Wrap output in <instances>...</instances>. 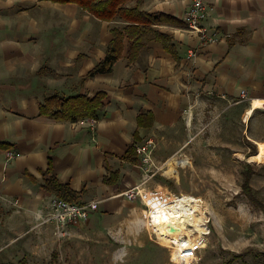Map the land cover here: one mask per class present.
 <instances>
[{"label":"crops","instance_id":"crops-1","mask_svg":"<svg viewBox=\"0 0 264 264\" xmlns=\"http://www.w3.org/2000/svg\"><path fill=\"white\" fill-rule=\"evenodd\" d=\"M190 3L127 4L180 22L155 26L171 38L177 60L148 38L137 60L129 63L126 39L122 56L109 73L87 77L105 55L110 28L122 26L121 21H99L73 4L0 0V13H10L0 17V143L8 146L0 148V264L21 260L27 264L24 253L34 255L37 250L46 254L45 263L67 264L61 255L72 252L77 264H87L84 255L94 252L79 246L77 228L59 237L52 222L43 223L56 198L40 187L48 166L56 181L77 193L84 205L96 203V211L84 223L94 236L99 218L107 228L114 227L116 215L127 207L130 213L121 222L146 246L148 227L141 204L120 196L141 180L139 161L123 159L127 148L155 141L153 159L176 184L185 159L173 156L179 151L186 157L191 128H197L193 141L210 131V142L227 144L229 121L234 125L239 119V125L241 119L264 117L253 106L264 101V0H203V26L215 39L212 43L200 42L182 24ZM44 67L52 74H39ZM97 93L105 98L93 129L88 119L55 121L39 115L40 103L49 96L92 98ZM145 112L152 115V123L138 127L137 116ZM7 152L13 153L12 159L7 160ZM110 173L117 179L106 184L103 178ZM152 182L147 185L150 189ZM113 231L109 230L111 238ZM32 238L39 239L35 248L28 245ZM19 254L22 258L14 262Z\"/></svg>","mask_w":264,"mask_h":264},{"label":"rangeland","instance_id":"rangeland-1","mask_svg":"<svg viewBox=\"0 0 264 264\" xmlns=\"http://www.w3.org/2000/svg\"><path fill=\"white\" fill-rule=\"evenodd\" d=\"M8 16H10V13H0V17ZM232 116V114L222 115L225 118L231 117L230 120L237 118ZM206 118H209L208 115ZM229 122L231 124L226 126L227 144L210 142V131L203 133L201 140L193 141V135L197 128L190 129V136L192 137L187 141L190 145L187 147L186 157H182V153L179 151L173 156L177 160L185 159V168L178 169L179 180L176 184H174L172 178H167L171 174H165L166 170H162L160 165H156L153 159L154 165L158 169L154 178L147 185L153 181L151 185L153 183L155 185L151 187L152 190H158L157 187L161 186L166 192L172 194H189L200 198L210 217V233L199 253L200 260L193 264H224L233 256L241 254H243V258L237 259L232 264H257L258 254L264 253V213L251 204L241 192L244 181L241 172L244 165L249 164L253 168L249 186L255 196L264 203V143L258 142L255 144L253 142L257 140L264 142V117L251 118L247 122H243L241 119L239 125V119L234 125L231 121ZM238 132H240L239 136L237 135ZM153 142L155 143V141ZM253 148L256 150L254 155L259 152L262 153V159L259 163L248 161L250 157L254 156L248 157ZM15 201L8 202L13 204ZM140 207L143 208L141 205ZM94 211H89L86 219L73 222L66 221L65 223L45 219L43 223L52 222L55 233L59 237H65L68 231L77 228V231L81 234L80 240H78L79 246L94 249V252L90 254L91 259H89V254L84 255L88 260L83 262H87V264H173L170 251L164 245L154 242L155 235L151 232L148 224V228L145 230L148 238L146 246L138 238V234L134 237L132 234H128L126 225L120 219L123 216L127 217L130 213L127 207L122 208L121 215L120 213L116 215L117 221L114 222V227H108L109 229L105 221H102L103 218H99L97 227H95V236L84 224L87 223L91 212ZM48 213H51V209ZM81 224L83 225L78 227ZM160 225L157 229L158 233L155 231L163 236L167 231H165L166 228L162 224ZM36 226L37 224L33 228L35 229ZM109 230H114V238L109 236L111 235ZM64 232L65 234H63ZM38 240V238H32L28 241V245L35 248ZM167 240L170 239L167 238ZM67 243L65 242L63 245L68 246ZM166 243L168 242L166 241ZM15 245L19 246V243H15ZM38 246L40 248L39 243ZM52 247L53 245L49 247V250ZM115 251H118V253H115ZM34 253V255L28 252L24 253L23 257L26 259L27 264H50V260L45 263L42 259L46 254H41L39 250ZM21 256L19 254L12 259L16 262L22 258ZM61 257L62 261L67 264H77V261L79 262L76 259L77 254H72V252L63 253Z\"/></svg>","mask_w":264,"mask_h":264},{"label":"trees","instance_id":"trees-1","mask_svg":"<svg viewBox=\"0 0 264 264\" xmlns=\"http://www.w3.org/2000/svg\"><path fill=\"white\" fill-rule=\"evenodd\" d=\"M48 1L55 4H73L81 11L91 15L93 18L110 23L112 21H121L122 26H114L110 28L111 40L108 43L105 55L87 74V77H93L97 74H107L111 71L114 63L119 60L124 50V41H128L127 61L133 63L137 60L140 52L145 47V41L152 38L162 45L164 51L177 60V50L171 41V38L160 32L155 26L162 24H180V22L167 17L165 15L148 14L141 11L137 5L128 6L129 2L136 4L140 0H40ZM182 22V21H181ZM183 24V23H182ZM184 25V24H183ZM52 74L47 68H42L39 74ZM54 75V74H53ZM55 76V75H54ZM105 95L97 93L94 97L88 98L83 95H74L69 97H62L59 95H52L45 98L39 105V115L55 121H70L75 122L83 119L98 120L103 110V100ZM152 123V115L149 112L139 114L137 116L138 127H149ZM5 143H0V148L8 149ZM255 148L249 153V156L254 155ZM123 159L137 163L138 157L136 155L135 147H129L126 150ZM252 166L244 165L241 172L244 181L242 183V194L246 196L251 204L260 209L264 213V203H262L254 194L249 186V180L252 174ZM116 173H110L108 177L103 178L106 184L114 183L116 181ZM169 182V181H168ZM171 184V182H169ZM40 187L54 195L57 199L73 205H84L77 193L69 189L67 185L60 184L51 174V166L43 175ZM257 264H264V253H259ZM55 258V257H54ZM243 258V254L233 256L232 259L226 261L224 264H232L237 259ZM17 264H26L21 260Z\"/></svg>","mask_w":264,"mask_h":264},{"label":"built area","instance_id":"built-area-1","mask_svg":"<svg viewBox=\"0 0 264 264\" xmlns=\"http://www.w3.org/2000/svg\"><path fill=\"white\" fill-rule=\"evenodd\" d=\"M204 17L205 5L203 0H191L187 12L182 18V23L188 31L195 33L198 36L200 42L212 43L215 39L207 34L206 29L203 26ZM245 97L246 92L242 90L240 92V99H244ZM260 102L261 103L256 109L261 110L264 114V101ZM95 122L94 119H88L91 129H93ZM134 147L139 161L138 167L142 173L141 180L133 187L128 188L121 193L120 196L130 202L138 201L143 206L145 220L151 232L155 235L154 242L159 245H164V247L170 251V258L173 264H193L199 261V253L205 245L206 239L210 233V217L204 208L203 201L200 198L191 195L196 202H191L190 204H185L184 202L180 203V200L184 197L183 194L176 195L163 190L165 195H162L158 190L150 189L147 184L154 178L155 172L158 169L153 161L155 143L151 139H147ZM6 157L7 160L12 159L13 153L7 152ZM13 204H17V201L13 202ZM186 205L190 206L187 214H193L195 218L200 215L202 216L203 219L200 222V226L203 227L204 230L198 231L193 225L184 223V233L178 239L174 237L171 240H167V237L171 236L169 233H164L163 236L156 233L155 229L152 227V223L157 217L159 207L164 209L171 206V211L168 212V214L179 215L181 213L180 209ZM96 208V203H88L79 206L53 198L50 202L51 213L46 220H55L57 223H65L66 221L73 222L86 219L88 212L94 211ZM165 215L167 214H164V216ZM169 228L173 231L172 235L176 236L174 229L178 227H176L175 224H169ZM166 241L168 243H166ZM176 244H178V247H175ZM172 250H174V252ZM171 252L174 253V259L171 256Z\"/></svg>","mask_w":264,"mask_h":264},{"label":"bare ground","instance_id":"bare-ground-1","mask_svg":"<svg viewBox=\"0 0 264 264\" xmlns=\"http://www.w3.org/2000/svg\"><path fill=\"white\" fill-rule=\"evenodd\" d=\"M260 103L261 102H255L253 106L258 107ZM261 159H262V153L259 152L253 157H250L248 161L252 163H259ZM158 192L162 195H165V192L163 190H158ZM183 196L184 197L180 200V203L184 202L185 204H190L191 202H196V200L191 195H183ZM189 207L190 206L186 205L183 208H181L180 209L181 213L179 215L168 214V212L171 211V208H172L171 206H168L164 209L159 207L157 217L153 220V223H152L153 228L157 231L158 227L161 226L160 224H162L166 228L165 229V231H167L166 233L167 234L169 233L171 235L170 237H167L170 240L173 239L174 237L178 239L184 233V230H183L184 223L193 225L198 231L204 230V228L200 226V222L203 219L202 216L200 215L197 218H195L193 214L191 215L187 214V212L189 211ZM163 213L167 215L164 216ZM169 224H175L176 227H178L174 229L175 230L174 233L176 234V236L172 235L173 231L172 229L169 228ZM175 247H178V244H176ZM172 251L174 252V250ZM173 252L171 253V256L174 259L175 257H174Z\"/></svg>","mask_w":264,"mask_h":264}]
</instances>
